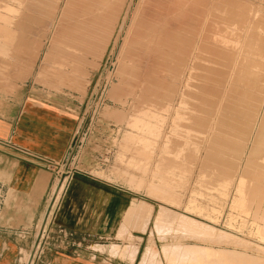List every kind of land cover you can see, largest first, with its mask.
<instances>
[{
  "label": "rangeland",
  "instance_id": "rangeland-1",
  "mask_svg": "<svg viewBox=\"0 0 264 264\" xmlns=\"http://www.w3.org/2000/svg\"><path fill=\"white\" fill-rule=\"evenodd\" d=\"M96 1L86 7L85 20L87 23L93 21L90 25L95 23L94 18L103 21L105 14L108 18L112 9L120 7L106 45L101 47L102 41L95 36L98 27L103 28L98 23L93 25L96 32L95 35L92 33L88 44L91 48L99 41L95 51L66 43L61 30H58L54 43L57 51L46 58L45 54L50 51L49 40L55 30L53 27L58 7L46 27V15L30 8L26 0H0V5L9 2L16 8H0V102L10 98L18 100L24 96L26 89L33 87L32 92H36V97L54 101L62 107H70L80 122L72 136L67 155L54 163V187L47 196V205L41 219L31 226L17 228L12 232L27 241V245L20 247L15 264H44V256L49 248L76 244L72 232L56 221L55 214L66 182L77 174L89 175L109 183L128 192L132 198V215L126 212L116 237L103 240L100 245H93V249L101 253L103 259L108 257L118 264H167L161 249L166 244L202 245L264 258V141L253 157L257 163L255 174L247 177L254 181L256 187L247 191L239 179L264 108V53L261 54L264 45L261 46L257 39L263 38L261 42L264 44V0H193L192 3L186 0L188 4L181 3V0L175 2L182 7L195 4L199 12L201 3L206 8H212L210 34L215 45L235 48L242 44L243 61L248 63L247 73L252 78L248 76L249 82L254 87L241 83L240 76L236 79L240 83L234 81V85L239 88L250 86L245 87L250 88L254 97H249V101L245 95L248 104L241 107L245 102L240 103L241 108L221 105L220 110L227 119L221 124L222 130L214 126L220 104L215 93H206L208 98L204 106L207 109L200 110L190 105L199 102V99L183 92L185 88L196 91L194 84L199 81L198 72L194 73L192 84L187 86L186 79L191 78L188 68L180 73L178 69L159 70L149 65L138 76L128 73L122 67L120 69L121 60L125 59L121 58L125 37L129 34L133 13L139 12L137 2L140 0ZM199 12L194 15L196 19L193 18L196 22L190 19L197 30L201 26L197 25L200 23ZM174 16L179 17L178 12ZM251 31L256 33L257 36L251 34L255 39L249 35ZM24 33L27 36L33 34L35 41L22 40L21 45L29 51V55L18 57L14 50L19 35ZM39 43L37 51L35 48ZM200 51L203 53V47ZM202 55L205 57V54ZM40 65L47 68L40 70ZM22 67L26 70L24 77L17 78L14 73ZM56 70L61 76L58 80L55 79ZM50 73L52 77H49ZM146 75L148 79L144 82L142 79ZM151 88L166 90V96H154L150 93ZM256 97L261 98L256 100ZM251 99H255L256 104L257 101L262 102H258L260 105L256 107ZM189 113L195 116L190 117ZM216 133L224 135V144L210 139ZM7 190L4 181L0 179V211ZM159 208L171 213L175 220L186 217L235 240L219 242L207 238L195 239L173 224L161 226V230L156 231L153 220ZM146 216L149 218L144 222ZM143 223L146 225L142 229ZM127 245L137 246L134 258L119 254L120 251L126 252ZM240 258L235 264H257Z\"/></svg>",
  "mask_w": 264,
  "mask_h": 264
},
{
  "label": "bare ground",
  "instance_id": "bare-ground-1",
  "mask_svg": "<svg viewBox=\"0 0 264 264\" xmlns=\"http://www.w3.org/2000/svg\"><path fill=\"white\" fill-rule=\"evenodd\" d=\"M26 1H27V5L30 8H32L33 10H36L37 12L44 13L46 15V20L44 22V26H46V27L49 26L51 19L55 15V13H54L55 9L58 7V10L56 12L57 14H56V18H55V24L53 27V28H55V30H54V32L51 35V38L49 40L50 51L47 52L46 54L44 53L46 58L49 56L51 57V55L55 54V52L57 51L56 50L57 46L54 43H55V40H57L56 32L58 30H61V36L66 43L72 44L73 46H75L77 48H83V49L87 50L89 48L88 44H89V42H91L92 33L96 32V29L93 27V25L95 23L96 24L98 23L97 25H103L102 26L103 28H101V26H99L100 29L98 27V30L96 32L97 35H95V33H94V35L97 36L98 39H100V41H102V43H100V44H101V47H103L104 45H106V40L108 39V36H110L109 33L112 31L111 30V28H113V26H111L112 23H113V21L116 22V19L120 13V11H119L120 7L117 6L114 9H112L114 7V5H113V7H111L112 12L108 11L110 13L108 15V18H107L106 14H105V16H103V18H104L103 21L102 20H96L98 18H96V19L94 18L93 20H95L94 21L95 23H93V25L92 24L90 25V23L93 21H91L90 23L86 22V20H85L86 12L85 11H86L87 5L93 1H96V0H62V2L60 4H59L60 0H26ZM108 1H110V0H108ZM191 1H193V0H190V2ZM96 2H98V1H96ZM96 2H94V3H96ZM129 2H131V1H129ZM175 2H176V0H140L139 2H137L139 4L138 6H140V9H139L138 13L136 11H134L137 14L133 13V19H132V22H130V23H132V25L130 26L129 34H127L128 36L125 37L126 38L125 39L126 43L124 45L125 49L122 50V52H124V53L122 54L123 57H121L122 59L123 58H125V59L123 61L121 60L120 69L122 67L123 70H126L128 73L134 74V76H138L140 74L141 70L145 69V67H147L149 65H151V66H153L159 70H161V69L166 70L167 68H172L174 70L178 69V72H180V73H182L186 68H188L190 71V74H191V78L187 77V79H186L187 86H190L192 84L191 82L193 81V78L195 76L194 73L198 72L199 81L196 82V84H194V87H196V91L192 92L190 90V88H185L183 90V92H184V94L194 96V97L199 99V102L190 103V105L191 106L194 105L196 108H198L200 110H206L207 109L204 106V103H206V100L208 98L206 93H208L209 91L215 93V96L219 98L220 104L218 107V112L216 114V116L218 118H217L214 126H216V128H218V130H222L223 127L221 126V124H223L225 122V120H227V119H226V117H224V113L220 110L221 105H222V107L226 106V107H230V108H237V107L241 108V107L245 106V104L247 103L246 102L247 96H248V98L254 97L252 95L253 94L252 91L249 90L250 88L246 89V87H245V86H247L245 84H248L250 86L252 84L249 82L251 77H250V75H248L249 73H247V71H248L247 69L249 68V67H247L248 63L243 61L242 56L244 54L243 53L244 50L242 52V49H241L242 44L240 43V45L238 47H235V48H233V47L228 48L227 46L222 47V46H218V44L215 45L214 44L215 41H213L212 36L210 34L212 31L211 30V22H210L211 21L210 20V17H211L210 11L212 10V8L211 9L206 8L205 5L204 4L202 5V3H201L198 7V10H200V12H199L195 8V4L190 5L192 2L189 4L190 6L184 5L185 7L177 5ZM105 3H107V2H105ZM105 3H103V5ZM181 3H183V4L187 3L188 4V2H186V0H181ZM90 5L91 4H89V6ZM128 6H129V4H128ZM128 6H127V8H128ZM208 7H210V6H208ZM91 12H93V11H91ZM175 12H178L179 17L174 16ZM196 12L200 13V14L198 13L200 15V19H199L200 21L197 20V22L199 21L200 23H198V24L196 23L198 26H199V24H201L199 30L195 29V27H193L194 23H192L193 21L196 22V20L193 19L196 17V16L194 17ZM100 18L101 17H99V19ZM190 19L191 20L193 19V21H190ZM108 22H109V25L107 24ZM169 22H171L172 24ZM255 24H257V23H254V25ZM117 31H118V29H117ZM255 32H258V31L256 30ZM249 33L250 32H248V34ZM251 34H253L255 36L256 33L254 34V32H252L249 34L251 37H253L255 39V37L252 36ZM249 35H247V36H249ZM19 36L20 37H19V40L16 42V47H15L14 53L18 57L27 56V55H29V51H27L26 48H23L24 46L22 47L21 42H22V40L25 39L28 41H33V43H34L35 36L33 34H31L30 36H27L26 34L22 35V36L19 35ZM42 37H43V35H42ZM211 39H212V41H211ZM243 39H244V37H243ZM257 39H258V42L261 43L260 44L261 46L264 45V44H262L263 42H261V39H263V38L259 37ZM240 41H242V40H240ZM27 43H29V42H27ZM31 43L32 42H30V44ZM252 43L254 44V40H252ZM26 44H25V46H26ZM98 45H99V41L94 46L89 48V51L90 50H93V51L97 50ZM14 46H15V44H14ZM28 47H29V45H28ZM202 47H203V53H201V51H200V48H202ZM257 47H259V44L257 45ZM39 48H40V43L38 44V47H36L35 49L38 51ZM263 48H264V46H262V48H261L262 51H264ZM261 49L258 53L259 55H260ZM257 50H259V48ZM34 51L35 50H33V52ZM99 52H101V51H99ZM14 53H13V55H14ZM255 53L256 52H254V54ZM263 53L264 52H261V54H263ZM202 54H205V57H202L203 56ZM35 55H36V53H35ZM30 60H32V59H30ZM44 60H46V59H44ZM6 63L7 62H5V64ZM42 63H44V62H42ZM43 66H44V64H43ZM43 66L41 67V65H40L39 69L43 70V69L47 68V67L44 68ZM25 71H26L25 68L22 67L20 70H18V71L16 70V72L14 74H15V76H17V78L18 77L21 78V76L24 77ZM243 72H245V73L242 75ZM249 72L251 73L250 69H249ZM54 73L56 75L55 79L58 80L61 77V76L59 77V71L56 70V71H54ZM49 77H52L51 73H50ZM238 77L240 78L241 83L242 82L245 83V84H243L245 86L242 85L243 87L239 88V87L234 85V81L236 82V79ZM146 79H148L147 75L143 77L142 81L145 82ZM251 80H252V78H251ZM238 82H236V83H238ZM250 86H247V87H250ZM252 87H254V86L252 85ZM143 91H144V88H142V92ZM151 91H150V93H153L154 96H157V97L166 96V92H165L166 90L161 91L157 88H154V89L151 88ZM173 91H174V89L171 90V94H173ZM262 92L264 93V91H262ZM260 93H261V91H260ZM139 95L141 96V93H139ZM245 95H247V96H245ZM256 96H259V95H256ZM250 98L248 99L249 101H250ZM260 98L261 97H258V98L256 97V100H259ZM252 100L253 99H251V101ZM256 100L254 99L252 102L254 105L256 104ZM254 101H255V103H254ZM258 102L259 101H257L256 107H258V105H260V104H258ZM260 102H262V101L260 100ZM240 103H242V104L244 103V105H242L240 107V105H241ZM250 103H249V105H250ZM254 105L251 104V106H254ZM248 108L251 110L252 107L249 106ZM244 109H247V108L244 107ZM249 109H247V110L249 111ZM254 111L257 112V110H254ZM254 111H252V112H254ZM189 115H190V117L195 116L193 113H189ZM252 119H254V118H252ZM217 123H218V125H217ZM253 123H255V122H253ZM233 126H234V124H233ZM255 132L256 133L253 137L252 145L250 146L248 156L246 157V159L243 163L244 165L242 166V169L240 172L241 175L239 177V179H241L242 182L245 184V188L248 189L247 191H250L256 187L254 181H252L251 179L250 180L248 179L249 178L248 175L253 176L252 174L255 172V167H256L257 163H255V161H254L255 159L253 160V157L255 154L258 153V150H259L258 146H260V143L264 141V108L260 113V119L257 123V128H256ZM210 139L214 140V141H218V142L221 141L223 144L225 143V140H226L224 138V135L222 136L219 133L218 134L216 133V135L212 134L210 136ZM243 146H244V144H243ZM206 156L208 157L209 153L206 154ZM238 162H239V160H238ZM260 163H262V162H260ZM263 165H264V160H263ZM256 174H257V172H256ZM58 187H59V185H58ZM244 191H246V190H244ZM137 208H136V211H137ZM133 210L134 209H132V211ZM148 218L149 217L146 216L144 218L145 219L144 222L147 221ZM174 218L175 217H173V215L171 213L164 210L163 208H159V210L156 211V215H155V218L153 220V226L156 229V231H160L161 229H159V228L161 226H165L167 224H170V225L173 224V225H175V228H177L180 231L185 232L188 235L193 236V238L195 237V239H197V237H199V238H207V240L210 239V240H215V241H219V242H229V241L235 240L230 236L227 237L225 234L215 233V232L211 231V229H208L207 227L201 226L199 223L196 224L195 222H193L191 220L185 219L186 217L180 218L179 220L176 219L177 221ZM145 225H146V223H143L142 229L145 227ZM237 242L239 243V241H237ZM112 246H114V245H112ZM126 247H127V249H126ZM116 249H118V248L116 247ZM125 249H126V252L123 251L124 252L123 253L122 251H120L119 254H121V256H123V257H124V255H127L131 259L135 255V251L137 249V246L136 245H127V246H125ZM161 249H162V254H163L164 258L167 260V264H220V263L222 264L224 262L227 264L229 262L231 264L232 263L235 264V262L237 260H239V257H242L240 259L244 258L245 261H253L257 264H264V258L263 257L250 256V255H246V254L242 255L239 252H235V251L227 252L226 250H223L220 248H213L212 249L210 247H204L202 245L201 246L200 245L188 246L185 244H176V245H167L166 244L163 247H161ZM114 250H115V248H114ZM147 250H148V248H147ZM147 250H145V251H147ZM115 252H116V250H115ZM115 252H112V253H115ZM144 255L145 254H143L142 256L145 258L146 256H144ZM153 257L155 258V256H153ZM146 259H149V257ZM146 259H145V261H146ZM240 262H241V260H240ZM146 264H148V263L146 262ZM237 264H239V262Z\"/></svg>",
  "mask_w": 264,
  "mask_h": 264
},
{
  "label": "crops",
  "instance_id": "crops-1",
  "mask_svg": "<svg viewBox=\"0 0 264 264\" xmlns=\"http://www.w3.org/2000/svg\"><path fill=\"white\" fill-rule=\"evenodd\" d=\"M0 8L14 10L15 5L4 2ZM32 90L26 89L18 100L0 102V179L8 189L0 211V264H15L20 247L27 245L12 232L41 219L54 187V163L67 155L80 123L70 107L39 99ZM58 200L56 221L77 242L49 248L43 263L118 264L103 259L93 245L115 238L126 212L132 215L129 193L77 174Z\"/></svg>",
  "mask_w": 264,
  "mask_h": 264
}]
</instances>
